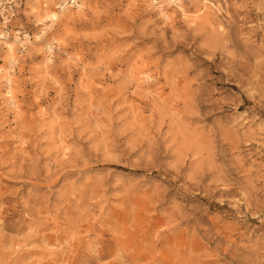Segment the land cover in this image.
Instances as JSON below:
<instances>
[{
	"label": "rangeland",
	"instance_id": "1",
	"mask_svg": "<svg viewBox=\"0 0 264 264\" xmlns=\"http://www.w3.org/2000/svg\"><path fill=\"white\" fill-rule=\"evenodd\" d=\"M181 1L0 0V264H264V0Z\"/></svg>",
	"mask_w": 264,
	"mask_h": 264
},
{
	"label": "bare ground",
	"instance_id": "2",
	"mask_svg": "<svg viewBox=\"0 0 264 264\" xmlns=\"http://www.w3.org/2000/svg\"><path fill=\"white\" fill-rule=\"evenodd\" d=\"M151 2H152V4L153 5H155V4H158L159 5V8L164 12V6H163V3L165 4V6H168V7H170V6H176L177 8H179V10L182 12V14L184 15V17L185 18H189V16H188V13L185 11V9L182 7V5H181V0H163L161 3L160 2H157V0H151ZM65 7V6H64ZM81 7V6H80ZM166 10V9H165ZM207 10H210L209 9V7L207 6V5H204V7L202 8V9H200L198 12H197V15L194 17V19L195 20H203L202 19V15L201 14H203L205 11H207ZM37 11H39V10H36V14H38V12ZM80 11V10H79ZM167 12H164L163 14H162V16L165 18V20H167L168 19V16H167ZM207 14V13H206ZM35 16H37V15H35ZM38 22L42 25L43 23H45V25H46V28H44V29H42L41 30V34L40 35H37L36 36V40H35V42L34 43H38V42H40L41 40H42V38L45 36V34L48 32V31H50L51 30V27L53 26V24L56 22V21H58V19H59V15L57 14V13H53V12H51V13H49V12H47V11H44L43 13L41 12V13H39V15H38ZM171 19V18H170ZM18 34H19V32H18ZM3 37H6L5 35L3 36ZM4 39V38H3ZM22 39H24L26 42H28L30 39H31V37L29 36V35H24V37L23 38H21V41H23ZM18 38L16 39V41L18 42ZM8 42V41H7ZM20 42V41H19ZM18 42V43H19ZM8 44V43H7ZM7 47H8V52H9V56L11 57V59H12V61L14 62V57H15V53H16V51H15V48H14V46L12 45V44H10V45H7ZM49 51H51V46H50V48H49ZM17 58V57H16ZM49 61H51V60H49V59H47V62H49ZM4 78H6V76L4 77ZM9 78H6V80L8 81V83H11V81H9L8 80ZM140 88V87H139Z\"/></svg>",
	"mask_w": 264,
	"mask_h": 264
}]
</instances>
